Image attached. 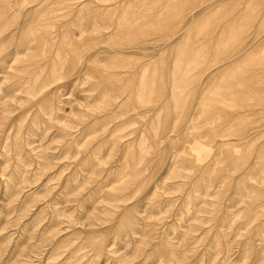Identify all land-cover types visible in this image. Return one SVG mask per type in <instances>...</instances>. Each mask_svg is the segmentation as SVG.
Here are the masks:
<instances>
[{
  "label": "rangeland",
  "instance_id": "rangeland-1",
  "mask_svg": "<svg viewBox=\"0 0 264 264\" xmlns=\"http://www.w3.org/2000/svg\"><path fill=\"white\" fill-rule=\"evenodd\" d=\"M0 264H264V0H0Z\"/></svg>",
  "mask_w": 264,
  "mask_h": 264
}]
</instances>
